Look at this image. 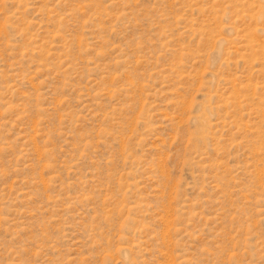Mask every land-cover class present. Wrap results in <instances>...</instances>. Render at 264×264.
<instances>
[{"label":"rangeland","instance_id":"rangeland-1","mask_svg":"<svg viewBox=\"0 0 264 264\" xmlns=\"http://www.w3.org/2000/svg\"><path fill=\"white\" fill-rule=\"evenodd\" d=\"M0 264H264V0H0Z\"/></svg>","mask_w":264,"mask_h":264}]
</instances>
